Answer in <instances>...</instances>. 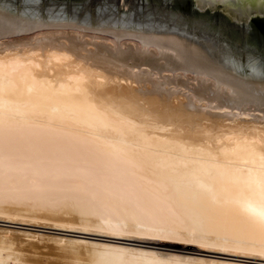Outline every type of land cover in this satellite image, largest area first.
<instances>
[{"label":"bare ground","instance_id":"1","mask_svg":"<svg viewBox=\"0 0 264 264\" xmlns=\"http://www.w3.org/2000/svg\"><path fill=\"white\" fill-rule=\"evenodd\" d=\"M11 5L0 219L263 260V58L182 28ZM44 238L68 264L260 263L0 227V264H28L21 247Z\"/></svg>","mask_w":264,"mask_h":264},{"label":"rangeland","instance_id":"2","mask_svg":"<svg viewBox=\"0 0 264 264\" xmlns=\"http://www.w3.org/2000/svg\"><path fill=\"white\" fill-rule=\"evenodd\" d=\"M11 7L19 9L28 8L33 11H44L46 7H50L53 13L60 14L61 16H76L85 18H99V19H128L130 22L141 21H154L160 20L161 23L180 26L186 30H190L196 35L212 38L214 41L221 42L227 45L230 50L239 56L247 53L261 57L264 60V47L256 43L248 33L236 26H222L203 19L193 18L190 16L182 15L173 10H170L160 4L153 2L152 0H124L123 5L116 4V0H81L75 2H47V1H12L5 0ZM12 1V2H11ZM88 13V14H87ZM88 15V16H87ZM95 16V17H94ZM98 16V17H97ZM43 17V16H40ZM48 18V17H44ZM130 18V19H129ZM137 21V22H138ZM192 29V30H191ZM214 37V38H213ZM218 39H217V38ZM237 111V110H235ZM252 118V117H251ZM33 223V222H32ZM31 222H15L4 221L0 219V227H5L14 230L31 231L39 234H46L52 236H65V237H84L89 240H109L115 243H123L128 245H134L138 247H144L148 249H154L164 252H176L179 254H188L195 257L217 259V260H236V261H259L255 258H241L235 255H230L227 252L208 250L194 246L191 244H185L184 246L177 245H165L159 242H154L145 239H133L132 238H115L106 237L104 235H97L93 233H81L76 231L57 229L50 227V224H36ZM42 225V227H41ZM105 237V238H104ZM27 238H24L26 240ZM119 239V240H118ZM35 240V239H33ZM32 242L29 238L26 240ZM44 241V242H43ZM24 244L21 247L23 253L29 260L28 264H68V259L64 256V251L58 249V244L52 240L44 238L42 241H33L32 243ZM2 245V243H0ZM6 245V244H5ZM15 245V244H14ZM13 244L11 246H14ZM30 245V246H29ZM188 245V246H187ZM7 246V245H6ZM32 248V249H31ZM35 249V250H34ZM54 249V250H53ZM28 251V253H27ZM34 252V253H33ZM33 253V254H32ZM64 257V258H63ZM43 259V260H42ZM33 261V262H31ZM263 261V262H262ZM258 263V262H256ZM264 264V263H263Z\"/></svg>","mask_w":264,"mask_h":264},{"label":"water","instance_id":"3","mask_svg":"<svg viewBox=\"0 0 264 264\" xmlns=\"http://www.w3.org/2000/svg\"><path fill=\"white\" fill-rule=\"evenodd\" d=\"M12 1H47L75 2L81 0H12ZM170 10L193 18L203 19L222 26H236L264 47V0H152ZM124 0H116L123 5ZM51 9L50 7H46ZM129 21L128 19H126ZM137 21V20H136ZM145 22V21H143ZM165 26H180L161 23L160 20L146 21ZM185 29V28H182ZM190 31V30H188Z\"/></svg>","mask_w":264,"mask_h":264}]
</instances>
